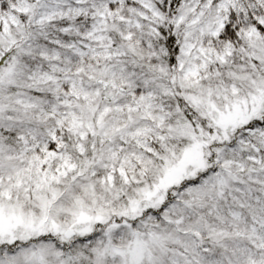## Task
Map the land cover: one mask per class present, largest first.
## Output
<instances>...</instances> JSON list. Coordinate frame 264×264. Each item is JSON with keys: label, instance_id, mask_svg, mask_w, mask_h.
<instances>
[{"label": "snow or ice", "instance_id": "snow-or-ice-1", "mask_svg": "<svg viewBox=\"0 0 264 264\" xmlns=\"http://www.w3.org/2000/svg\"><path fill=\"white\" fill-rule=\"evenodd\" d=\"M0 264H264V0H0Z\"/></svg>", "mask_w": 264, "mask_h": 264}]
</instances>
